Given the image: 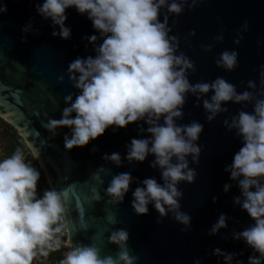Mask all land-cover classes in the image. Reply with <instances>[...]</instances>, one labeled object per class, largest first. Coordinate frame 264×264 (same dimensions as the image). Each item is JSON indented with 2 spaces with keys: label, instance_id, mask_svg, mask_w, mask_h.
<instances>
[{
  "label": "clouds",
  "instance_id": "obj_1",
  "mask_svg": "<svg viewBox=\"0 0 264 264\" xmlns=\"http://www.w3.org/2000/svg\"><path fill=\"white\" fill-rule=\"evenodd\" d=\"M206 0H43L34 3L36 14L50 21L53 38L70 40L71 28L66 26V10L75 8L85 15L97 34L82 37L92 45L93 55L76 57L64 74L76 90L63 97L61 118H47L44 125L49 133L58 128H68L63 136L64 147L72 150L84 147L103 135L110 126L115 132L135 122L138 135L125 144L126 154L104 153L102 159L116 167L144 162L154 157L149 166L159 172L156 177L140 181L131 171L113 174L103 165L91 173L94 182L90 202L107 203L116 207L122 204L131 191V209L136 215H147L149 205L158 213L157 223L171 218L182 225L181 231L191 230L192 217L181 210L182 182L191 184L198 173L191 164H199L202 148L197 143L204 125L197 120L178 123L184 118V106L189 94L195 97L196 107H201L205 120L212 122L219 114L228 113V102L242 105L235 115L226 117L223 126L234 132L241 147L224 171L232 183L223 185V192L236 186L240 195L232 198L233 207L245 211L252 221L243 230H233L231 239L242 242L251 252L247 261L240 259L243 251L228 252L217 247L209 256L217 257L216 264H264V64L259 67V85L247 81V89L238 93L234 84L222 77L210 82L190 83L189 75L196 71L194 62L180 50L179 34H170L177 20L187 8L189 11ZM7 4L0 0V14L7 13ZM162 17V20H161ZM170 17H173L171 26ZM248 21L236 30L233 43L239 45ZM38 33L32 18L21 28V42L28 34ZM185 43L191 47L189 37ZM223 30L213 37L222 42ZM98 41H102L97 43ZM264 43L257 41V45ZM205 52L212 45H200ZM214 63L226 71L238 66V52L224 50ZM243 83V82H242ZM211 93V94H210ZM210 94V95H209ZM248 103L251 112L243 110ZM75 114V115H73ZM47 116V113H45ZM142 122V123H141ZM144 125H147L145 128ZM147 133L145 137L142 134ZM97 151L94 146L90 150ZM101 190L96 185L105 184ZM40 172L27 160L22 149L17 148L10 156H0V264H33L38 256L47 257L62 247V238L69 232L66 220L69 191L55 187L38 192ZM136 183L134 190L130 185ZM218 197L213 196L212 203ZM232 217L224 213L208 229L207 235L215 236L228 228ZM110 222L118 223L115 214ZM129 231L118 228L107 237L108 243L117 247L115 256L102 255V249L94 244L73 243L67 240V251L59 264H138L139 257L128 249ZM193 264H204L194 258Z\"/></svg>",
  "mask_w": 264,
  "mask_h": 264
},
{
  "label": "water",
  "instance_id": "obj_2",
  "mask_svg": "<svg viewBox=\"0 0 264 264\" xmlns=\"http://www.w3.org/2000/svg\"><path fill=\"white\" fill-rule=\"evenodd\" d=\"M3 2L8 10L6 14H0V117L23 138L37 158L50 187L69 191L67 239L70 236L73 243L94 244L102 249V255L115 256L118 249L108 243L107 237L118 228H127L130 234L128 249L131 255L139 257L138 264H193L194 258H201L204 264H216L217 257L208 254L217 247L228 252L243 251L244 255L239 258L246 262L251 250L246 249L242 242L233 241L231 234L233 230H243L252 221L245 211L233 207L232 198L240 195L238 187L233 186L227 194L222 190L225 183H232L230 174L223 169L242 146L234 132L223 126V120L235 115L242 105L228 102L224 105L229 109L228 113L219 114L215 120L207 122L202 106H195V97L189 94L187 98L184 118L178 123L197 120L204 125L197 142L202 148L200 162L198 165L190 163L198 175L193 183L182 182L179 185L184 193L181 210L192 217L190 231H181L183 226L171 218L157 223L158 213L151 205L147 215L134 214L131 191L116 207L107 203V197L101 202H90L88 197L94 185L91 173L102 165L110 168L113 174L131 171V175L140 181L156 177L158 182H162L159 172L149 166L154 157L149 156L144 162L133 165L125 161L121 167L102 159L104 153L113 152H119L123 157L125 144L132 138H141L135 122L115 132L110 126L88 145L72 150L64 147L63 136L68 128H58L53 133L45 129L48 117L61 118V110L65 106L63 97L76 91L66 76L63 82L58 77L76 57L95 55L92 45L88 44L86 48L87 41L82 37L98 33L92 28L91 21L73 7L66 10L65 21L71 28V39L53 38L50 21L42 20L35 12L34 3H42L43 0ZM30 17L38 33L28 34L26 42H21V28ZM172 19L170 17V26ZM175 19L177 23L170 34H179L180 50L196 67V71L189 75L190 83L210 82L222 77L234 84L238 93L249 90L246 87L249 80L259 85L258 72L260 65L264 64V43L258 46L257 41L264 42V0H206V5L201 4L191 11L185 8ZM244 21H248V30L237 45L233 43L236 30ZM192 30L195 36L189 37V47L184 37ZM221 30L224 39L215 42L213 37ZM208 44L213 46L212 51L205 52L200 45ZM224 50L238 52V66L233 71H226L214 63L215 57ZM252 109L251 103L243 108L248 112ZM142 135L146 137L148 134ZM94 146L97 151L92 153L90 150ZM110 179V176L104 177L105 184L96 185L102 195ZM136 186L133 183L130 188L134 190ZM213 196L218 197L216 203H212ZM220 213L232 217L228 228L221 229L215 236L207 235ZM113 214L118 223L110 222Z\"/></svg>",
  "mask_w": 264,
  "mask_h": 264
},
{
  "label": "trees",
  "instance_id": "obj_3",
  "mask_svg": "<svg viewBox=\"0 0 264 264\" xmlns=\"http://www.w3.org/2000/svg\"><path fill=\"white\" fill-rule=\"evenodd\" d=\"M1 119V118H0ZM2 120V119H1ZM4 123H6L5 127V134L8 136V139L6 140V146L4 147L5 152L3 154H12L17 148L22 149L23 151H30L27 145L25 144L23 138L18 134L17 130L14 129L12 125L7 123L6 121L2 120ZM11 129H13L11 131ZM35 166L37 167V170L40 172V179L44 182L47 181V177L44 175L43 171L39 168V163L36 162ZM38 192L42 193V188L38 185L37 186ZM63 252L64 248L61 247L60 249L56 251H52L49 253V255L46 257L49 259L48 264H56L57 261H60L63 259Z\"/></svg>",
  "mask_w": 264,
  "mask_h": 264
},
{
  "label": "built area",
  "instance_id": "obj_4",
  "mask_svg": "<svg viewBox=\"0 0 264 264\" xmlns=\"http://www.w3.org/2000/svg\"><path fill=\"white\" fill-rule=\"evenodd\" d=\"M1 131H3V128H2V127H0V132H1ZM2 144H3V143L0 142V148H2V147H1ZM23 152H24V155H25V157L27 158V160H28L29 162H31V164H32L34 167H36V166H35V163L38 162V160H37V158L32 154V152H31V151H23ZM10 155H11V154H8V155L4 154V155H2V156H10ZM36 168H37V167H36ZM39 168L42 170V168L40 167V165H39ZM42 171H43V170H42ZM43 173H44V172H43ZM44 175H45V173H44ZM45 176H46V175H45ZM38 185L42 188V190H45V189L51 188L48 179H47L46 182H44V181H42V180H39V181H38ZM67 240H68V239H67L66 236L62 238V247L64 248L63 256H64V254H65L66 251H67V246H66V244H67ZM59 262H60V261H57L56 264H59ZM48 263H49V259H47V258H45V257H43V256H38V257L35 258L34 261H33V264H48Z\"/></svg>",
  "mask_w": 264,
  "mask_h": 264
},
{
  "label": "rangeland",
  "instance_id": "obj_5",
  "mask_svg": "<svg viewBox=\"0 0 264 264\" xmlns=\"http://www.w3.org/2000/svg\"><path fill=\"white\" fill-rule=\"evenodd\" d=\"M1 118V117H0ZM2 119V118H1ZM0 119V127L3 128V131L0 132V142H2L3 144L1 145L2 148H0V156L4 155L3 152H5L4 147L6 146V140L8 139V136L5 134V127H6V123H4L2 120ZM5 121V120H4ZM15 129V128H14ZM13 129H11L12 131Z\"/></svg>",
  "mask_w": 264,
  "mask_h": 264
}]
</instances>
